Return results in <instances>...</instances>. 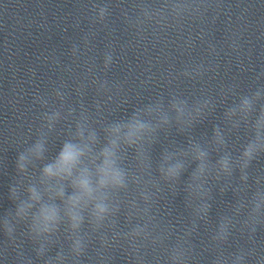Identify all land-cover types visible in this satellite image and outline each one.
Segmentation results:
<instances>
[{"label": "clouds", "instance_id": "obj_1", "mask_svg": "<svg viewBox=\"0 0 264 264\" xmlns=\"http://www.w3.org/2000/svg\"><path fill=\"white\" fill-rule=\"evenodd\" d=\"M230 7L224 0H131V9L123 8L121 16L133 42L163 39L166 45L169 33H175L178 46L190 52L209 33L202 26L185 31L209 19L215 24ZM89 13L91 27L71 43L67 54L72 64L63 66L71 72L85 58L83 78L71 92L61 79L50 93H34L33 105L42 109L36 117L39 126L33 141H22L26 147L15 161L8 191L14 207L0 214V261L113 264L119 251L127 264H200L205 253L211 255L208 264H264V243L257 239L258 231L264 232V169L252 171L254 162L264 158V84L248 93L230 85L219 98L206 85L198 95L171 91L167 99L158 94L130 114L108 120L105 110L114 97L121 99L110 114L128 102L123 83L106 75L118 57L113 43H107L101 78L88 53L98 34L95 26L109 25L111 0H96ZM241 38L229 28L223 45L208 42L207 55L218 58L225 46L228 53H237ZM54 63L61 67L59 60ZM216 67L202 60L186 64L179 76L199 82ZM168 75L175 78L172 70ZM262 78L264 71L256 76ZM89 86L97 97L91 105L84 102ZM72 92L78 97L75 104L68 102ZM228 97L231 103L216 117ZM210 117L219 121L211 135H194ZM241 132L243 142L230 147V138L239 142ZM174 135H184L186 143L177 144ZM59 137V149L50 155ZM157 144L162 150L154 160ZM181 191L188 215H181L178 226L170 218L171 203ZM214 191L220 196L231 191L234 201L198 246L201 223L206 228L210 223ZM26 242L34 255L25 252Z\"/></svg>", "mask_w": 264, "mask_h": 264}]
</instances>
